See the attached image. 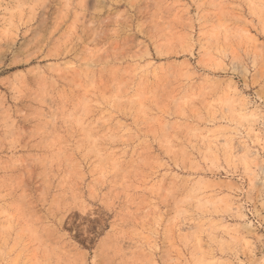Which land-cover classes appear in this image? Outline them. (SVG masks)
<instances>
[{"label":"rangeland","instance_id":"obj_1","mask_svg":"<svg viewBox=\"0 0 264 264\" xmlns=\"http://www.w3.org/2000/svg\"><path fill=\"white\" fill-rule=\"evenodd\" d=\"M0 264H264V0H0Z\"/></svg>","mask_w":264,"mask_h":264}]
</instances>
